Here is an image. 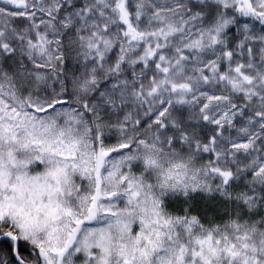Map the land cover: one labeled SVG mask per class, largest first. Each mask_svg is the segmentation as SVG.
<instances>
[{"label": "snow or ice", "instance_id": "1", "mask_svg": "<svg viewBox=\"0 0 264 264\" xmlns=\"http://www.w3.org/2000/svg\"><path fill=\"white\" fill-rule=\"evenodd\" d=\"M0 264H264V0H0Z\"/></svg>", "mask_w": 264, "mask_h": 264}]
</instances>
